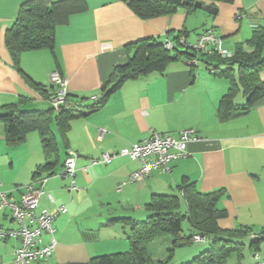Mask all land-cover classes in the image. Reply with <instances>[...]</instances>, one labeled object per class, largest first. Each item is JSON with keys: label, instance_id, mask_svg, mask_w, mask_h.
<instances>
[{"label": "crops", "instance_id": "crops-1", "mask_svg": "<svg viewBox=\"0 0 264 264\" xmlns=\"http://www.w3.org/2000/svg\"><path fill=\"white\" fill-rule=\"evenodd\" d=\"M26 1L0 0V111L50 109L56 90L50 76L56 70L68 80L71 104L87 110L94 104L92 96H103V85L114 68L130 60L142 39L164 40L183 32L194 41L213 28L234 51L264 26V0H205L218 8L215 14L180 6L174 13L151 19L138 16L123 0H83L86 8L57 26L53 48L26 50L16 63L5 35ZM206 60L192 66L182 57L162 72L129 78L103 106L65 118L62 124L54 112L49 154L39 130L11 143L0 123V190L19 201L28 184L36 180L40 185L45 178L40 207L51 211L61 204L67 207L54 220V254L32 264L87 262L127 251L130 227L123 219H146L147 203L155 193L178 196L185 210L184 178L204 193L223 190L218 207L228 214L218 221L222 229L249 230L241 237L242 250L230 254L228 264H253L255 253L264 258V95L250 110L221 118L219 105L231 78L238 84L234 102L243 105L247 96L238 83V65L228 70L231 65ZM215 65L219 73L212 72ZM259 77L264 81V69ZM187 128L194 129L199 139L188 143L189 155L175 160L170 172L155 171L140 182H127L141 167L139 160L117 156L102 161L105 152L130 147L154 133L178 136ZM70 148L79 153L73 190L68 189L71 178L63 174ZM0 227H18L9 209L0 210ZM191 228L190 224L184 232ZM258 236L263 239L255 252L251 242ZM18 245L16 238L0 240V264H14ZM205 247L199 245L194 252ZM162 254L157 256L163 259L159 264H166Z\"/></svg>", "mask_w": 264, "mask_h": 264}, {"label": "trees", "instance_id": "trees-1", "mask_svg": "<svg viewBox=\"0 0 264 264\" xmlns=\"http://www.w3.org/2000/svg\"><path fill=\"white\" fill-rule=\"evenodd\" d=\"M141 18L151 19L161 15L174 13L180 6L189 11L196 10V1L205 0H123ZM232 1V0H211ZM83 0H27L19 10L17 18L7 29L6 45L16 63L22 52L41 48H53L56 28L67 23L72 13L85 9ZM185 34L180 32L179 35ZM186 57H195L197 61L215 59V62L231 67L238 65L239 79L246 94V102L238 105L234 96L238 92V84L231 78V87L223 96L219 105L221 118H228L250 110L264 95V81L260 79V71L264 69V26L254 30L252 36L244 43L236 46L232 56L223 57L216 52L195 53L189 50H169L163 40L142 39L135 44V50L130 60L114 68L111 78L103 85V96L87 110L72 105L69 95L60 112L51 106L48 110H22L9 108L0 111V123L3 124L4 136L11 142H19L25 134L33 129L39 130L42 136L44 151L49 154L53 148L50 125L54 112L59 124L65 118L69 119L83 111L100 108L107 101L108 96L129 78H135L153 71H164L169 63ZM210 63V62H209ZM194 66V65H192ZM227 66V67H228ZM223 71L227 73L228 70ZM219 66L215 65L212 72L219 73ZM56 87V86H55ZM52 97V96H51ZM182 190L187 207L182 210L179 197L173 194L155 193L147 203L149 214L146 219L138 221L124 218L129 225L130 248L127 251L103 254L93 257L87 262H72L67 264H152L155 253L152 243L158 238L168 237L171 245L167 249L166 260L174 256L177 248L191 244L195 235H202L208 240L207 247L192 260L182 264H228L230 254L241 251L244 242L242 236L250 233L246 228L224 230L219 226V219L227 216L226 209L218 207V201L223 190L204 193L199 191L193 182L184 178ZM191 224L190 233L184 232V221ZM261 236L253 238L251 247L258 251ZM204 241V240H203ZM198 242V241H195Z\"/></svg>", "mask_w": 264, "mask_h": 264}, {"label": "built area", "instance_id": "built-area-1", "mask_svg": "<svg viewBox=\"0 0 264 264\" xmlns=\"http://www.w3.org/2000/svg\"><path fill=\"white\" fill-rule=\"evenodd\" d=\"M163 43L169 50L179 48L195 53L216 52L223 57H230L233 54V51L226 47L224 38L213 28L203 31L194 41L189 40L185 34H181L177 38L167 37ZM188 63L195 66L198 61L192 57L188 59ZM50 80L56 85V90L50 98L51 106L56 112H60L68 99V80L57 70L52 72ZM92 100L98 101L99 97L92 96ZM197 139L199 135L191 128L181 130L178 136L154 133L130 147L121 148L117 152H105L102 161L110 162L117 156H129L139 160L141 167L129 175L127 182H140L155 171L170 172L175 160L189 155L188 143ZM78 157L77 150L68 149L63 174L71 178L69 190L77 188L75 173ZM96 161L93 162L96 163ZM45 181L46 179L43 178L39 180L40 185H37L36 180L28 184L19 201L10 199L6 192L0 190V210L9 209L18 223V227L14 229L0 227V240L9 238L19 240V245L15 249L14 264L44 261L49 259L56 250L54 220L58 214L66 212L67 207L61 204L55 211L40 207ZM49 197L55 201L51 194ZM194 240L203 241L205 237L198 234L194 236ZM253 259V264H264V258L259 253H255Z\"/></svg>", "mask_w": 264, "mask_h": 264}, {"label": "rangeland", "instance_id": "rangeland-1", "mask_svg": "<svg viewBox=\"0 0 264 264\" xmlns=\"http://www.w3.org/2000/svg\"><path fill=\"white\" fill-rule=\"evenodd\" d=\"M189 221H184V229L185 231H187V228L189 226ZM204 245L207 247V239L204 241H199V242H195L193 241L191 244L185 245L184 247H179L176 249L174 256L172 258H170L169 260H167L166 264H182V263H186L190 260H192L196 255H198L202 249L197 250L198 252H194L196 251V248L199 245ZM171 245V239L168 237H163V238H158L157 240H155L152 243V250L155 253L154 255V260L152 262V264H159L160 262H162V258L157 257L158 255L162 254H167V249L168 246ZM179 260H181V262H179ZM165 261V260H164Z\"/></svg>", "mask_w": 264, "mask_h": 264}, {"label": "water", "instance_id": "water-1", "mask_svg": "<svg viewBox=\"0 0 264 264\" xmlns=\"http://www.w3.org/2000/svg\"><path fill=\"white\" fill-rule=\"evenodd\" d=\"M195 6L197 8H202L211 14H215L218 11L217 7L213 6L212 4L203 3L202 1H196Z\"/></svg>", "mask_w": 264, "mask_h": 264}]
</instances>
